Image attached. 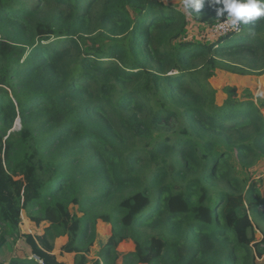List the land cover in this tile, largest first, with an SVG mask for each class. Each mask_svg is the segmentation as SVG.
<instances>
[{
  "label": "trees",
  "instance_id": "trees-1",
  "mask_svg": "<svg viewBox=\"0 0 264 264\" xmlns=\"http://www.w3.org/2000/svg\"><path fill=\"white\" fill-rule=\"evenodd\" d=\"M187 12L217 22L210 0ZM189 23L157 0H0L1 254L25 215L49 224L24 235L43 264H62L52 252L63 236L75 264L264 258V240L253 244L264 196L248 184L264 115L253 100L220 107L208 82L220 64L264 73V18L175 48ZM99 220L112 234L91 261ZM128 241L136 250L119 253Z\"/></svg>",
  "mask_w": 264,
  "mask_h": 264
},
{
  "label": "rangeland",
  "instance_id": "rangeland-1",
  "mask_svg": "<svg viewBox=\"0 0 264 264\" xmlns=\"http://www.w3.org/2000/svg\"><path fill=\"white\" fill-rule=\"evenodd\" d=\"M163 2L165 5H170L179 8L180 10L187 13L189 17V27L184 36L179 40L173 43L175 48H179L180 42L192 43L195 45H206L211 46L217 41L227 35H231L237 32H227L222 34L217 30V25L220 21H217L213 25H208L207 23L196 21L184 7V0H157ZM241 27V24H240ZM242 30V29H241ZM239 32V31H238ZM241 32V31H240ZM208 65L203 67L207 68ZM213 75L209 76L208 82L211 87L214 89L216 94L217 104L222 107L225 102L230 99L232 101H249L253 100L255 103L260 106L261 112L264 115V107L261 103L264 102V73L259 75H241L238 73L232 72L230 69L226 68L224 65L220 64L214 68H211ZM209 70L204 72V75L207 76L210 73ZM230 88V89H229ZM252 173L250 174L249 185L260 188L262 195L264 196V158L259 159L254 168L250 169ZM195 179V176L188 175V181ZM103 221H98V228L100 231H109L110 224L105 226ZM106 224V223H105ZM48 225V224H47ZM104 227V228H103ZM104 230V231H103ZM256 230V241L253 244L262 242L264 240V221H259L255 224ZM111 236V235H110ZM98 241V239H97ZM96 241L94 246L91 248V251L98 248L99 243ZM136 250V246L133 241L121 243L117 251L121 254L131 253ZM264 258L258 260L259 264H264ZM121 261V260H120Z\"/></svg>",
  "mask_w": 264,
  "mask_h": 264
},
{
  "label": "crops",
  "instance_id": "crops-1",
  "mask_svg": "<svg viewBox=\"0 0 264 264\" xmlns=\"http://www.w3.org/2000/svg\"><path fill=\"white\" fill-rule=\"evenodd\" d=\"M105 226L104 222H102ZM98 225V224H97ZM49 226V224H41L37 225L34 222L28 220L25 215H23V219L20 225L21 228V237L17 240H11L8 246H6L5 250L0 253V262L8 264L11 262L14 258L16 259H28L37 262L33 257L36 256L32 250L31 247L26 243L24 235L26 234H31L33 236L35 235H43L45 233V229ZM98 227V226H97ZM104 228V227H103ZM110 230L108 231H100L98 228L97 234H98V248L95 247L93 251H91L89 254H83L87 259H90L91 261L94 260H101L99 257V251L101 250V244L106 242L108 237L112 234V226L109 227ZM69 241L68 236H63L54 242V251L52 252L53 255H56L58 258V261L62 264H75L76 261V256L77 254L75 253H66L63 252V247L67 245ZM102 263V262H101ZM92 264V263H88ZM103 264V263H102ZM119 264H122V259L119 261Z\"/></svg>",
  "mask_w": 264,
  "mask_h": 264
},
{
  "label": "clouds",
  "instance_id": "clouds-1",
  "mask_svg": "<svg viewBox=\"0 0 264 264\" xmlns=\"http://www.w3.org/2000/svg\"><path fill=\"white\" fill-rule=\"evenodd\" d=\"M210 3L215 9L217 21H220L217 25L220 28L229 23L233 26L248 25L264 18V0H210ZM184 7L192 14L199 13L204 7V0H184Z\"/></svg>",
  "mask_w": 264,
  "mask_h": 264
},
{
  "label": "built area",
  "instance_id": "built-area-1",
  "mask_svg": "<svg viewBox=\"0 0 264 264\" xmlns=\"http://www.w3.org/2000/svg\"><path fill=\"white\" fill-rule=\"evenodd\" d=\"M217 30L220 31L222 34H226L228 31L229 32H238L240 31V25L237 26H233L230 23L226 24L223 28L217 27ZM38 263L43 264V261L38 257V256H34L33 257Z\"/></svg>",
  "mask_w": 264,
  "mask_h": 264
},
{
  "label": "water",
  "instance_id": "water-1",
  "mask_svg": "<svg viewBox=\"0 0 264 264\" xmlns=\"http://www.w3.org/2000/svg\"><path fill=\"white\" fill-rule=\"evenodd\" d=\"M17 125L20 127V119H18V121H17Z\"/></svg>",
  "mask_w": 264,
  "mask_h": 264
}]
</instances>
